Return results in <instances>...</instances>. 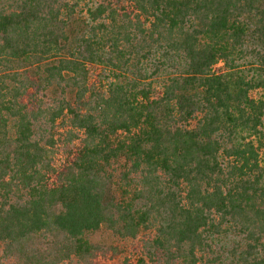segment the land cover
<instances>
[{"label":"trees","instance_id":"trees-1","mask_svg":"<svg viewBox=\"0 0 264 264\" xmlns=\"http://www.w3.org/2000/svg\"><path fill=\"white\" fill-rule=\"evenodd\" d=\"M101 229L264 264V0H0V264L114 259Z\"/></svg>","mask_w":264,"mask_h":264},{"label":"rangeland","instance_id":"rangeland-1","mask_svg":"<svg viewBox=\"0 0 264 264\" xmlns=\"http://www.w3.org/2000/svg\"><path fill=\"white\" fill-rule=\"evenodd\" d=\"M120 168H122V165L118 166V165L114 164L112 166V170H116V171L112 172V174H113L112 184L115 185V186H113V189H114V191H117V197L120 196L121 190L124 189V187L119 186V183H118L119 179H120L119 172H121V171H119ZM140 237H142V236H140ZM90 239L93 243L98 244L104 248H109V247H116L117 248L116 253H114V255H116L114 257V259L110 258V260L101 261V262H99V264H121L123 257L126 255V253L128 251V248H129L128 244L131 243L130 241L129 242L127 241L126 243L125 242L122 243L115 236H113L111 234V232L106 231L104 229L99 230L96 234L91 236Z\"/></svg>","mask_w":264,"mask_h":264}]
</instances>
